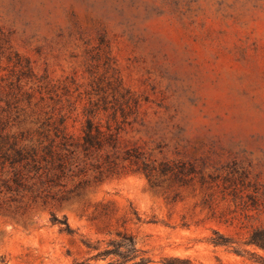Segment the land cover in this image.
<instances>
[{"label": "rangeland", "instance_id": "obj_1", "mask_svg": "<svg viewBox=\"0 0 264 264\" xmlns=\"http://www.w3.org/2000/svg\"><path fill=\"white\" fill-rule=\"evenodd\" d=\"M87 119L104 144L55 191L81 187L1 216L0 264H108L124 232L144 264H264L247 243L264 227V0H0V134L79 140Z\"/></svg>", "mask_w": 264, "mask_h": 264}, {"label": "trees", "instance_id": "obj_2", "mask_svg": "<svg viewBox=\"0 0 264 264\" xmlns=\"http://www.w3.org/2000/svg\"><path fill=\"white\" fill-rule=\"evenodd\" d=\"M59 136L61 139L57 140ZM102 136L100 127L94 126L91 119H87L79 140H73V137L60 133L51 136L43 130L35 142L21 144V140L16 136L0 134V217L11 215L15 208L23 204L39 200L46 203L50 197L56 201L68 200L69 189L55 191V188L64 187L62 179L68 175L70 165L73 159L78 157V153L89 156L94 149L103 146ZM132 155L128 151L125 158L131 159ZM162 166L164 173L172 170L166 162H163ZM143 170L151 179L152 169L144 165ZM193 172L192 169L185 170L183 164L175 176L183 181V175ZM81 184L82 182L69 192H77ZM59 222L71 231L66 218L59 219ZM214 234L213 242L217 245H228L231 242L217 230ZM119 236L120 239L113 243L114 248L110 250L119 260L108 264H124L128 261H133L132 264H144L146 260L139 253L135 237L127 232L120 233ZM247 243L264 249V227L255 228ZM234 251L241 253L238 248H234Z\"/></svg>", "mask_w": 264, "mask_h": 264}]
</instances>
